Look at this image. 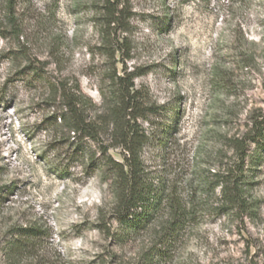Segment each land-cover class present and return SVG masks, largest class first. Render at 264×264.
I'll return each instance as SVG.
<instances>
[{"label":"rangeland","instance_id":"rangeland-1","mask_svg":"<svg viewBox=\"0 0 264 264\" xmlns=\"http://www.w3.org/2000/svg\"><path fill=\"white\" fill-rule=\"evenodd\" d=\"M109 1L115 21L106 0H0V264H141L156 240L167 210L116 237L98 164L112 125L76 142L53 118V84H78L94 117L116 103V76L143 101L149 178L193 214L159 264H264V151L247 141L264 120V0ZM243 150V207L226 206L218 175ZM31 227L34 249L9 260Z\"/></svg>","mask_w":264,"mask_h":264},{"label":"trees","instance_id":"trees-1","mask_svg":"<svg viewBox=\"0 0 264 264\" xmlns=\"http://www.w3.org/2000/svg\"><path fill=\"white\" fill-rule=\"evenodd\" d=\"M105 9L110 21L119 18L121 10L117 3L106 0ZM118 97L116 103L107 113L89 115L91 101L81 92L78 84L68 86L67 83L52 85L54 100L58 99L59 111L55 114V124L64 126L68 133L72 132L73 140L83 139L97 141L102 131L112 125L113 139L110 144L102 145V158L98 164L110 175V182L115 189V203L112 218L116 223V237L120 239L134 236L145 230L161 211L167 210V219L162 224L156 240L146 249L141 264H159L169 257L182 230L192 219V212L185 204L174 197L164 182L150 179L142 159V148L147 141V135L138 125V119L144 117V106L138 90L133 88L131 78L116 76ZM59 119V122H57ZM247 141L259 143L264 151V120L255 123ZM78 145V143H77ZM120 148V159L106 154L109 148ZM82 147L79 148L82 151ZM240 165L233 170H226L218 175L221 197L224 205L243 207L242 179L244 177V161L249 156L241 151ZM38 230L31 227L19 240L7 245L8 259H12L22 250L34 249ZM49 264V262H39ZM60 264H68L63 260Z\"/></svg>","mask_w":264,"mask_h":264}]
</instances>
